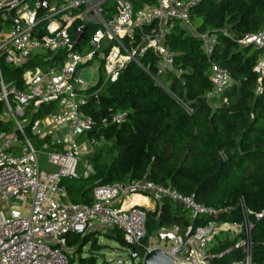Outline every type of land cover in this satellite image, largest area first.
Returning a JSON list of instances; mask_svg holds the SVG:
<instances>
[{
	"label": "built area",
	"instance_id": "built-area-1",
	"mask_svg": "<svg viewBox=\"0 0 264 264\" xmlns=\"http://www.w3.org/2000/svg\"><path fill=\"white\" fill-rule=\"evenodd\" d=\"M5 1L0 3V103L7 112L0 124L12 126L0 130V264H69L70 235L110 229L121 231L128 246L144 250L143 255L129 251L132 264H142L156 248L173 264H257L252 231L264 220V210L252 212L240 202L239 220L232 221L228 209L205 206L192 195L144 179L96 186L90 204H74L62 184L92 173L86 158L103 139L90 137L97 124L86 110L130 63L151 76L142 60L155 56V83L176 100L158 77L183 75L165 36L174 21L189 27L191 7L201 0H156L154 5L148 0ZM199 37L210 53L214 39ZM240 44L261 51L254 70L262 75L264 28ZM33 59L42 66L26 69L20 86L3 82L2 63L22 68ZM210 82L208 101L229 85V73L214 65ZM185 111L191 112L187 106ZM126 118L125 112L111 113L100 125L120 126ZM137 198L155 204L169 199L190 215L191 225L183 231L162 227L142 247L147 215ZM196 220L204 224L194 226ZM222 244L228 245L220 250Z\"/></svg>",
	"mask_w": 264,
	"mask_h": 264
},
{
	"label": "trees",
	"instance_id": "trees-1",
	"mask_svg": "<svg viewBox=\"0 0 264 264\" xmlns=\"http://www.w3.org/2000/svg\"><path fill=\"white\" fill-rule=\"evenodd\" d=\"M155 2L146 1L149 5ZM189 28L174 21L164 40L183 75L179 79L158 77L176 100L156 85L157 59L149 54L142 63L149 65L151 76L130 63L118 81L105 88L98 103H89L86 112L97 124L90 137L103 139L107 155L104 159L93 152L86 158L92 167L88 177L62 181L68 201L90 204L96 186L144 179L192 195L205 206L228 209L232 221L239 220L240 202L252 212L264 210V73L254 70L261 51L240 44L264 28V0H201L191 7ZM93 30L87 29V38ZM204 35L214 39L210 53L199 37ZM214 65L227 70L230 83L208 101ZM33 66L42 64L33 59L22 68L2 65L3 82L20 86L23 72ZM50 108L54 110L56 105ZM118 112L127 114L125 123L101 127L103 118ZM10 124H0V130H9ZM146 215L147 235L142 247L150 245L162 227L176 225L183 231L191 225L190 215L169 199L153 210L146 209ZM203 224L204 220L193 223ZM109 233L118 245L143 255V249L124 242L121 231L110 229ZM97 235H70L67 248L73 258L67 254L68 263L88 247L89 257L80 264H95L105 247L98 244ZM252 242L253 261L261 264L264 220L255 223Z\"/></svg>",
	"mask_w": 264,
	"mask_h": 264
},
{
	"label": "rangeland",
	"instance_id": "rangeland-1",
	"mask_svg": "<svg viewBox=\"0 0 264 264\" xmlns=\"http://www.w3.org/2000/svg\"><path fill=\"white\" fill-rule=\"evenodd\" d=\"M182 26L185 29H190L188 26L187 27L185 25H182ZM2 65L5 66L3 63ZM164 86L165 88L168 87L167 85H164ZM0 109H1L0 115L3 116L7 112V110L3 104H0ZM10 126H12V123L10 124ZM107 149H108V146L104 143V141L103 142L100 141L98 143V146L95 147L94 150H92L91 154L93 152H98L102 156V158L105 159L107 155L106 153ZM98 234L100 235V238L98 239V244L103 245L105 247L99 253L100 257L97 259L95 264H132V260L130 259V256H129L130 252L126 250L125 247L118 245L115 241L108 239L110 237L109 231L104 236L101 235L100 232ZM87 248H85L82 251V253L80 254V257L78 256L73 260L72 264H80L81 261L89 257L86 254L88 250ZM68 255L71 257V259L73 258V255L70 252V250L68 252Z\"/></svg>",
	"mask_w": 264,
	"mask_h": 264
},
{
	"label": "water",
	"instance_id": "water-1",
	"mask_svg": "<svg viewBox=\"0 0 264 264\" xmlns=\"http://www.w3.org/2000/svg\"><path fill=\"white\" fill-rule=\"evenodd\" d=\"M13 0H6L5 4L12 3ZM22 1V0H15ZM1 8V6H0ZM79 39H85V33L79 36ZM142 264H173V260L170 256L165 254L161 249L156 248L147 253L144 258Z\"/></svg>",
	"mask_w": 264,
	"mask_h": 264
},
{
	"label": "crops",
	"instance_id": "crops-1",
	"mask_svg": "<svg viewBox=\"0 0 264 264\" xmlns=\"http://www.w3.org/2000/svg\"><path fill=\"white\" fill-rule=\"evenodd\" d=\"M140 203H142V204H144L145 205V209H147V210H153L154 208H155V206L157 205V204H155L154 202H152V201H150V200H142V201H139ZM109 230H107V231H105V232H100V231H95V232H93L94 234H98L99 232H100V234L101 235H105L107 232H108ZM97 239H99L100 238V235L98 234L97 235ZM108 239H110V240H113V241H115V239H114V237L113 236H111V237H109ZM116 242V241H115ZM227 245L228 244H225V245H223L222 244V246L219 248L220 250H223V249H225L226 247H227ZM218 249V250H219ZM69 250V249H68Z\"/></svg>",
	"mask_w": 264,
	"mask_h": 264
},
{
	"label": "bare ground",
	"instance_id": "bare-ground-1",
	"mask_svg": "<svg viewBox=\"0 0 264 264\" xmlns=\"http://www.w3.org/2000/svg\"><path fill=\"white\" fill-rule=\"evenodd\" d=\"M138 199V201H142L143 199H140V198H137Z\"/></svg>",
	"mask_w": 264,
	"mask_h": 264
}]
</instances>
